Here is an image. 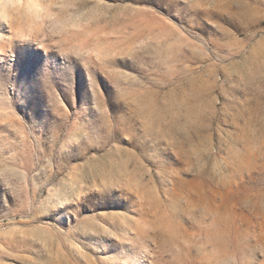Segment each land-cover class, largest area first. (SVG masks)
Instances as JSON below:
<instances>
[{"label": "rangeland", "instance_id": "374dc122", "mask_svg": "<svg viewBox=\"0 0 264 264\" xmlns=\"http://www.w3.org/2000/svg\"><path fill=\"white\" fill-rule=\"evenodd\" d=\"M20 3L0 264H264V0Z\"/></svg>", "mask_w": 264, "mask_h": 264}, {"label": "bare ground", "instance_id": "6f19581e", "mask_svg": "<svg viewBox=\"0 0 264 264\" xmlns=\"http://www.w3.org/2000/svg\"><path fill=\"white\" fill-rule=\"evenodd\" d=\"M21 0H5L0 2V20L7 21L10 17H21Z\"/></svg>", "mask_w": 264, "mask_h": 264}]
</instances>
